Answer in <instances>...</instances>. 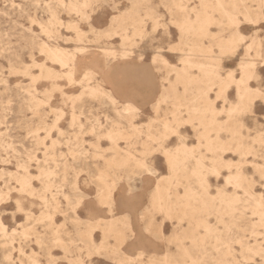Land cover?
Wrapping results in <instances>:
<instances>
[{"label": "snow or ice", "instance_id": "snow-or-ice-1", "mask_svg": "<svg viewBox=\"0 0 264 264\" xmlns=\"http://www.w3.org/2000/svg\"><path fill=\"white\" fill-rule=\"evenodd\" d=\"M44 6L66 10L68 32L75 34L67 62H54L65 87L78 85L65 102L73 104L71 127L81 130L78 153L69 144L68 155L79 156L82 167L71 191L57 189L49 200L51 189L38 192L32 182L43 185L51 174L36 160L39 174L30 175L25 162L17 170L25 179L0 192V205L10 207L11 193H19L11 235L22 236V245L31 242L33 221L51 224L57 213L66 218L51 225L57 236L71 216L78 239L71 250L53 240L63 257L49 252L46 262L19 264H264V164L253 163L251 177L244 170L249 159L264 161V0L258 8L248 0H56ZM64 27L50 13L39 23L40 36L58 38ZM53 90L63 96L64 89ZM77 102L92 107L87 124H77ZM62 118L57 112L53 129ZM79 136L91 143L81 146ZM60 195L63 205L56 204ZM29 196L43 199L40 218L25 212ZM252 203L260 209L258 248L231 236L238 214L246 219ZM17 213L24 215L21 225L14 224ZM255 226L252 220L253 234ZM0 231L8 230L0 224ZM150 245L168 251L148 255ZM126 246L133 249L128 255ZM209 250H226L228 258L206 259ZM0 264L18 262L9 254Z\"/></svg>", "mask_w": 264, "mask_h": 264}, {"label": "rangeland", "instance_id": "rangeland-1", "mask_svg": "<svg viewBox=\"0 0 264 264\" xmlns=\"http://www.w3.org/2000/svg\"><path fill=\"white\" fill-rule=\"evenodd\" d=\"M248 2L258 8L259 0H248ZM13 3L20 6L13 8ZM37 3L40 5L39 8L35 6ZM45 4L55 5L56 0H0V191L8 193L10 189L17 188L18 184L15 183V179L25 176L23 173L18 176L17 170L25 162L29 163V174L38 175L36 160H39L41 162L39 167L51 175L45 176L43 185L39 181H33V187L39 192L43 187L48 186L51 189L47 193L50 200L53 192L57 189L63 194H67L65 188L71 191V183L75 182V174L81 170L82 161L79 156L73 161L72 156L68 155L69 144H71L72 150L78 153L77 140L81 130L79 126L71 127L73 104L71 100L65 102V98L78 94V85L65 87L67 81L56 78L63 69H60L58 63L52 62L50 56L41 48V44L46 43L49 46H60L71 53L77 47L75 34L69 33L67 29L68 12L63 9L46 8ZM50 13L57 15L59 20L65 24L63 29H57L59 37L52 40H49L47 36H40L39 28L40 22L49 20ZM33 19L37 21L36 24H32ZM42 52H44L43 56L41 55ZM77 63L83 64L85 60L80 59ZM41 77L44 78L41 79ZM54 88L64 89L63 96L59 91H54ZM45 104L48 105L46 110ZM91 111L92 107L89 103L77 102L75 109L78 117L77 124L82 122L87 124L88 113ZM57 112L61 113L63 118L53 129L52 123L56 120ZM81 116H83L82 121L79 119ZM40 129L45 131H39ZM30 133H37V135L33 136ZM60 133L64 135L61 136ZM45 135L50 138L45 140ZM53 141L56 142L54 148ZM88 143H91L90 137L79 136L81 146ZM29 155L33 157L31 161H29ZM253 163L259 166L264 164V161L259 158L254 161L249 159L244 164L245 173L249 177L255 171L251 168ZM87 164V161H83L84 171H87ZM65 181L68 183L65 184ZM216 183L217 181L214 179L213 185L215 186ZM80 184L82 186L81 191L87 196L89 193L85 191L84 181L81 180ZM257 188H259L258 184ZM40 194L43 196L42 193ZM92 194L94 195V190ZM18 195L19 193L16 192L11 193L10 207L0 205V220L8 230L3 235L0 232V260H3L5 255L10 254L17 260L18 264L21 259L26 261L37 259L46 262L49 252L53 256L58 254L59 257H63L64 252L53 244V240L57 238L64 242L65 247L70 250L73 249L78 237L74 235L71 216L67 218L68 223L61 230V235L57 236L56 229L51 226L52 224H64L66 218L59 213L54 215L51 224L36 226L35 221H33L31 242L23 241L22 245V236L13 237L11 235L14 227L12 211ZM258 196L259 192H257ZM25 203L27 204L25 212L31 211L33 216L41 217L43 199H34L29 196ZM56 204H64L62 195L57 196ZM257 206L256 203L247 206L249 211L244 214L246 219H241L238 214V223L231 236L235 239L243 238L245 246L251 244L258 248L260 243V209ZM44 211L47 212V208ZM253 212H257L254 217ZM76 214L79 215V213ZM16 217L15 225L24 223L23 213H17ZM97 219H103V217H97ZM109 219L111 218L109 217ZM252 220L256 222L255 234H253ZM213 224H215V219H213ZM18 231L23 232L24 229L20 228ZM210 243L215 244V238ZM22 247L23 257L20 256ZM126 247L128 251L125 252V255H128L133 249L130 246ZM149 247L151 250L147 253L148 255L163 256L168 251L166 246H164V251L155 245ZM236 247L239 250L238 246ZM13 248L15 251H12ZM171 252L176 253L174 246ZM179 258L183 259V254H180ZM204 258L222 260L228 256L226 250H222L220 253H213L209 250V255ZM236 258L244 259V257ZM65 264H67L66 261Z\"/></svg>", "mask_w": 264, "mask_h": 264}, {"label": "bare ground", "instance_id": "bare-ground-1", "mask_svg": "<svg viewBox=\"0 0 264 264\" xmlns=\"http://www.w3.org/2000/svg\"><path fill=\"white\" fill-rule=\"evenodd\" d=\"M44 45H48V44H46V43H42L41 44V48H42V50H44L49 56H50V58L53 60L52 62H54V61H58V60H61V59H64L66 62H67V56L65 55L66 53H69L68 51H67V49H63V48H61L60 46H49L48 45V47L47 48H45L44 47ZM40 48V49H41ZM50 60V59H49ZM55 63V62H54ZM57 64V63H56ZM59 64V63H58ZM60 66V65H59ZM61 69V68H60ZM17 179L18 178H16L15 179V183H16V181H17ZM20 180H24L25 179V176H22V177H20L19 178ZM17 187H19V185H17ZM1 192V191H0ZM257 208L259 209V207L257 206ZM257 210V209H256ZM257 213V212H256ZM259 213V212H258ZM0 224H2L1 223V220H0ZM5 228H6V226H4ZM0 232H2V235L3 234H6L5 232H3V231H0Z\"/></svg>", "mask_w": 264, "mask_h": 264}, {"label": "crops", "instance_id": "crops-1", "mask_svg": "<svg viewBox=\"0 0 264 264\" xmlns=\"http://www.w3.org/2000/svg\"><path fill=\"white\" fill-rule=\"evenodd\" d=\"M1 223H2V221H1ZM3 224V223H2ZM4 225V224H3ZM5 226V225H4Z\"/></svg>", "mask_w": 264, "mask_h": 264}]
</instances>
